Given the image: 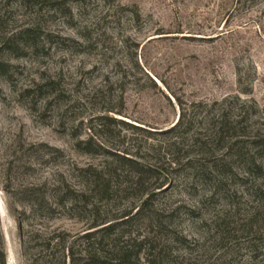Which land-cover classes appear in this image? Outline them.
<instances>
[{
	"label": "rangeland",
	"instance_id": "1",
	"mask_svg": "<svg viewBox=\"0 0 264 264\" xmlns=\"http://www.w3.org/2000/svg\"><path fill=\"white\" fill-rule=\"evenodd\" d=\"M106 225L136 264H264V0H0L5 264Z\"/></svg>",
	"mask_w": 264,
	"mask_h": 264
},
{
	"label": "trees",
	"instance_id": "2",
	"mask_svg": "<svg viewBox=\"0 0 264 264\" xmlns=\"http://www.w3.org/2000/svg\"><path fill=\"white\" fill-rule=\"evenodd\" d=\"M22 38H24V35H22ZM117 114L120 115L121 113L118 112ZM100 120L103 121L101 124L104 126L105 124H103V123L105 121H110L111 119H109L107 116H101ZM116 122H118L122 125H125V126H130L128 123H126L123 120H117ZM189 124H190L189 121L184 120L183 116H180L178 121H177V127H182L184 129L188 128ZM131 127H132V125H131ZM213 127H214L213 132L219 138L225 129L226 130L230 129V128H226L227 125L224 121V118H219V120L216 123H214ZM134 128H140V127L134 126ZM231 129H233V127ZM236 140L233 141V144H237ZM233 144H231V146ZM76 147H78L79 150H82L83 152H86V153H98L99 151L104 150L103 145L96 144V143L94 144L92 141V138H89L85 141H78L76 143ZM237 154H238L237 155L238 159L241 158V156H244L242 149H239ZM121 159H123L125 162H128L130 164V166L133 168L134 172L136 173V176H137V179H139V182H141L142 176L149 175L150 173L153 172L150 167H145L141 163L132 162L125 157H122ZM106 187H107V185H105L104 188H106ZM150 199H151V194L148 196L147 199H145L144 201H142L140 203L137 210L140 212L143 211L147 207ZM125 216L127 217L129 215L127 214ZM99 226H101V225L94 224L93 226L90 227V229L98 228ZM96 230H98L97 231L99 233L98 235H95ZM96 230L88 232L87 234H85L83 236L85 238V242H86V245L88 248L86 249L85 256L83 258L79 259L81 261V263H79V264H136V262L139 259V254L141 251L140 250L135 251V249H132L134 247L133 245L131 248H129V247L128 248L127 247H118L116 254H112V253L109 254V253L104 251L105 240L110 239V238L113 241L117 240V239L115 240L112 237V235L115 234V231H116V229L114 228L113 225H106V226H103V227L96 229ZM114 236H116V235H114ZM149 241H150L149 238L144 236L139 241L138 244L140 245L143 243H147ZM113 246H116V243H113ZM70 254L68 252L67 257L71 260V264H75L74 260L71 259L73 257ZM150 255L151 256L146 255V257H145L146 264H154L155 255H153V254H150ZM0 264H5V256H4L3 251H2L1 235H0ZM31 264H36V262H33Z\"/></svg>",
	"mask_w": 264,
	"mask_h": 264
}]
</instances>
